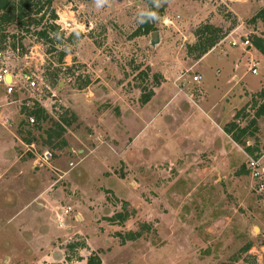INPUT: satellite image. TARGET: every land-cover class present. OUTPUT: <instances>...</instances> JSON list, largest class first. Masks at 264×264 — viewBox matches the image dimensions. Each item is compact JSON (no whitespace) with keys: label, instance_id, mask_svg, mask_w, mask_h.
<instances>
[{"label":"rangeland","instance_id":"rangeland-1","mask_svg":"<svg viewBox=\"0 0 264 264\" xmlns=\"http://www.w3.org/2000/svg\"><path fill=\"white\" fill-rule=\"evenodd\" d=\"M147 1L152 8L146 0H53L58 30L47 39L7 28L0 67L32 74L40 92H33L37 102L0 86V126L34 140L17 142L16 160L0 172L15 182L0 186V264H84L90 255L100 264H264V189L257 190L245 167L246 155L264 153V118L244 143L225 141L227 156L193 143L171 147L172 135L185 132H177L176 109L190 113L198 91L199 110L216 112V120L227 121L221 127L253 119L248 104L263 88L264 59L229 42L263 34L249 19L264 0ZM144 22L158 33L154 46L150 33H137ZM203 25L222 39L196 64L189 47ZM140 89L153 92L143 106ZM35 104L51 119L39 123L41 130L21 112ZM233 107L237 117L230 120ZM200 111L191 117L208 128ZM60 118L70 125L62 135L66 146L56 148V140L44 143L42 130ZM44 151L50 157L43 162ZM261 168L264 184V160ZM11 191L23 198L13 210ZM22 210L34 211L27 228L3 235L2 226ZM117 213L126 220H114ZM127 232L139 237L121 243Z\"/></svg>","mask_w":264,"mask_h":264},{"label":"trees","instance_id":"trees-1","mask_svg":"<svg viewBox=\"0 0 264 264\" xmlns=\"http://www.w3.org/2000/svg\"><path fill=\"white\" fill-rule=\"evenodd\" d=\"M53 0H0V50L4 48L5 41L11 37L7 32L8 27L14 26L19 30H23L28 33L30 30L36 31V35L39 38L47 39L49 32H56L58 27L54 24L55 13L52 9ZM147 4L152 8V3L147 1ZM47 17V21L43 24V19ZM250 22H257L263 28L262 35L251 34L248 36L250 47H252L263 59H264V5L255 11L252 17L249 19ZM38 28V29H37ZM142 31L138 30V35L148 34L153 28L147 22H144L141 26ZM194 35L197 39V42L194 46L189 47L196 51L194 55V60L200 59L204 54H206L212 47H214L222 37L219 34V30L213 28L210 25H203L197 30H195ZM61 58L63 54L60 55ZM154 82L158 84L157 76H153ZM87 82L83 84L86 85ZM153 92L148 90L147 92L144 89H140V94L138 102L141 106L147 104ZM261 99V102L258 103L256 99ZM253 108V119L249 121L246 126H238L234 123V120L230 123H227L222 127L223 133H225L232 142L235 144L244 143L245 137H252L256 132L255 120L258 118H264V87L258 92L257 96L254 99L250 100L248 104ZM34 109L30 111L21 112L26 116H33L34 124L36 130H41L40 122L51 120L48 117L44 109L34 105ZM245 109V108H244ZM243 109V110H244ZM242 111V110H241ZM237 117V113L234 114L233 119ZM70 122L64 118H60L58 122H52L51 126L46 130H42L45 136L44 143L50 144L51 140H56V148H63L66 146L65 141L62 139V135L65 132V127L69 126ZM25 144H30L33 138L20 139ZM244 152L247 154H252L253 149L249 146L244 148ZM114 220L119 222H124L126 220L125 214L117 213L114 215ZM139 237L137 232H127L124 237L121 239V243L124 241H132ZM249 244H246L241 252L246 253L249 250ZM84 264H100L99 258L95 255H90L86 258Z\"/></svg>","mask_w":264,"mask_h":264},{"label":"crops","instance_id":"crops-1","mask_svg":"<svg viewBox=\"0 0 264 264\" xmlns=\"http://www.w3.org/2000/svg\"><path fill=\"white\" fill-rule=\"evenodd\" d=\"M212 50H214V48H212L209 52H211ZM209 52H207L200 59H198L196 61V64L200 60H202ZM197 75L200 76L198 73H197ZM5 79L8 80L9 77L5 76ZM232 79L237 81V77H235V76H233ZM199 80H200V77H199ZM262 87H264V85ZM198 93H199V95L197 97V100H194L195 102L193 103V106H191L189 108L190 113H188L186 115L185 112L176 109V112L178 113V115L179 116L181 115L180 116L181 121L177 127L178 128L177 132L180 131V129L182 131L185 130V132H184V134L177 133L175 135H172L171 138H173V139L171 140V143L172 142H177L180 144L183 143L182 146H184V143H186L188 146H190V144L193 143V146H195L196 148H202L205 150L208 149L209 152H213V153H210L212 155H217V156L225 155V156H227L228 153L225 149V146H226L225 141L229 142L234 147L237 146L222 131L221 126L223 123H226L227 121H221L220 119L216 120V118H215L216 112L214 114L210 113L211 115L214 116L213 118H211V115H208L207 113H202V111L199 110L198 105H197V102L199 103L201 101V97H202V96H200L201 93L199 91H198ZM254 93H256V92H254ZM251 94H253V93H251ZM241 100L243 101V104H244L245 99L243 100V98L240 97L239 103H241ZM234 108L235 107H233V109L229 112L228 119H230V120L235 114ZM196 111H200V114L206 119V121H208V124H210L211 126H208V128L204 124L200 126L196 122V118L191 117V115L195 114ZM171 118H174V117H171ZM214 120H216L217 122ZM235 120L236 119H234V121ZM235 122H237V121H235ZM188 128H189V130H188ZM179 139H181L182 141H179ZM17 142H20V140L14 133H13V135H11L9 129H7L5 126H0V172L3 171L5 169V167H11V166H7V164H6L9 159L16 160L15 151H14L13 147L15 145H17ZM171 147L173 148V143L171 144ZM33 176H30V177H33ZM11 179L10 180H7V179L4 180V179H1V177H0V186H3V185L7 186L9 183H12V185H10L12 187L13 183H15V182L11 181ZM30 180H31V178H30ZM57 183L58 182H56L54 185H56ZM13 191H16L15 186L13 187ZM13 191H11L9 193L7 192V195H6V199H8V201H9L8 202L6 200V202L11 204L10 210L17 208L15 206H18V203H20L21 199H23L22 197H17L16 192H13ZM5 194H3V192H2V194H1L2 199H3V195H5ZM31 211L29 212L28 210H22V211H18L17 213H15L7 221V223L4 226H2V229H1V231H3L2 234L4 235V231L5 232L10 231V233L12 231H17V229L21 228L22 226L24 228H27V225L23 224V223H24V220L26 221L28 216L31 215ZM32 214H34V211H32ZM18 224H23V225L17 226Z\"/></svg>","mask_w":264,"mask_h":264},{"label":"built area","instance_id":"built-area-1","mask_svg":"<svg viewBox=\"0 0 264 264\" xmlns=\"http://www.w3.org/2000/svg\"><path fill=\"white\" fill-rule=\"evenodd\" d=\"M237 44L243 47L250 46L247 39H243L241 42H235L233 40L229 42L230 47H236ZM3 58H4L3 52H0V59H3ZM250 72L252 74L256 73V70L253 66L250 68ZM5 76L9 77L7 81H5L6 80ZM33 77L34 76L32 74H28L26 72H20L19 74H13V73H10L6 68L0 67V86L3 87V90L6 95H11L12 93H16V91L24 90L25 92L30 94L29 96L30 99L38 102L35 95H33V92L34 91L40 92V91ZM191 81L193 83H197L199 81V76L197 74H194L191 77ZM17 83L20 86L15 89V86ZM25 105L27 106L28 104L26 103ZM25 121L30 124L34 123V119L32 116H27ZM6 123H7L6 121H3L2 124H6ZM49 157L50 155L46 151L42 153L43 162L47 161ZM263 160H264V153H262L260 156L255 155V157L246 155V161H245V167L249 171L250 177L258 181V183L256 184H257V190L259 191L264 189V184L261 183V180L263 179L261 176L262 174L261 164ZM68 166L71 168L73 164L69 163ZM63 213L65 212L63 211ZM59 218L60 216H57V219Z\"/></svg>","mask_w":264,"mask_h":264},{"label":"water","instance_id":"water-1","mask_svg":"<svg viewBox=\"0 0 264 264\" xmlns=\"http://www.w3.org/2000/svg\"><path fill=\"white\" fill-rule=\"evenodd\" d=\"M149 44H150V46H154L155 44H157L158 43V33L156 32V31H153V32H151L150 34H149ZM248 48L249 47H247L246 49L248 50ZM8 77V76H7ZM5 81H7V80H5ZM52 99H53V97H52ZM51 99V100H52Z\"/></svg>","mask_w":264,"mask_h":264}]
</instances>
